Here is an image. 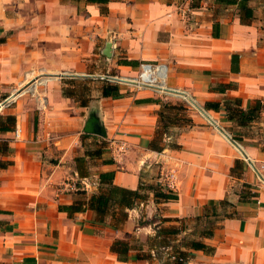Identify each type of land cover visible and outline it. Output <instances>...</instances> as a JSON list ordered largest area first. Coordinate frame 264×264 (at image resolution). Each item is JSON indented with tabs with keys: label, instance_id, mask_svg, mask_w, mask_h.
Returning <instances> with one entry per match:
<instances>
[{
	"label": "crops",
	"instance_id": "1",
	"mask_svg": "<svg viewBox=\"0 0 264 264\" xmlns=\"http://www.w3.org/2000/svg\"><path fill=\"white\" fill-rule=\"evenodd\" d=\"M190 3L0 0V86L19 84L22 76V112L17 105L9 109L20 134L10 140L14 150L6 158L12 164L0 168V264H149L150 259L133 258V250L126 262L118 261L112 241L126 234L143 239L172 224L184 226L181 237L196 226L197 216L210 212L209 200L222 199L232 204L226 210L238 215L215 221L212 237L201 238L213 253L187 249V264H264V141L238 133L259 122L239 126L225 119L222 107H203L205 101L239 97L243 108L261 102L258 119H264V0H247L252 17L244 21L236 5L198 0L199 6L190 8ZM214 23L218 37L212 36ZM107 42L110 56L103 53ZM100 58L110 61L101 74L113 69L125 78L136 75L141 62L163 64L165 90L128 83L129 93L113 99L101 96V80L86 106L78 95L64 96L62 79L100 74L94 66ZM124 59L137 65L120 63ZM227 82L235 86L224 93L212 89ZM170 89L186 94L209 118L182 102L192 124L171 125L178 132L163 141L179 146L166 144L157 152L148 142L160 104L177 103L171 95L181 96ZM91 116L101 134L84 132ZM236 134L241 150L232 138ZM99 136L109 141L107 150L90 159L88 175L80 176L74 159ZM12 137L13 131L0 133ZM236 159L244 164L240 178L230 175ZM106 171H113L114 184L129 189L140 182L166 189L172 172L178 197L156 201L148 192L145 202L127 210L118 229L96 222L90 209L72 215L60 210L98 192V174ZM243 182L257 192L253 201H239Z\"/></svg>",
	"mask_w": 264,
	"mask_h": 264
},
{
	"label": "trees",
	"instance_id": "2",
	"mask_svg": "<svg viewBox=\"0 0 264 264\" xmlns=\"http://www.w3.org/2000/svg\"><path fill=\"white\" fill-rule=\"evenodd\" d=\"M95 3L105 4L109 0H87ZM215 3L226 6L236 5L239 9L240 19L244 21L252 17V10L247 4V0H214ZM198 0H191L190 8L198 7ZM102 12H105L104 7L101 8ZM218 24H213L212 36L218 37L217 32ZM232 62L235 60V54H232ZM120 63L125 65L136 66L137 62L134 60H120ZM72 78L62 79V94L67 97H74L78 95V103L81 106H86L90 98H82L75 90V86ZM235 86L232 82L219 83L212 87L216 92L224 93L228 88ZM101 96L110 98L123 97V92L120 91L118 84L111 83L104 80L101 84ZM204 109L218 111L223 108L225 112V119L234 121L239 126H247L251 122L255 121L263 107L261 102L256 101L252 106L243 108L241 99L239 97H224L222 101H205L203 104ZM187 107L182 102L171 103L169 101L162 102L158 111V126L155 130L154 137L148 142V147L154 151H162L165 145L177 148L179 145L172 141L170 143H164V137H171L167 133V129L171 125H191L192 120L187 114ZM16 118L13 114L0 115V133L13 131L15 129ZM36 125L34 123V129ZM234 140L241 142L242 138L232 137ZM100 141V139H99ZM14 148L10 144V140L6 138H0V154L3 156H9L12 154ZM103 154L102 149H86L82 156L75 157L76 170L80 176L88 175V161L94 157H101ZM112 159H105L103 163H112ZM12 160H0V168H6L12 164ZM244 170V164L241 160L236 159L234 165L230 168V175L240 178L241 173ZM114 173L113 171L100 172L99 178V190L96 193L91 194L85 200L75 201L70 205H60V210L66 211L69 215L76 212H81L86 209L93 211L95 215V221L100 224H106L107 221L114 228L118 229L127 218V210L133 208L139 203L146 201L148 192H153L154 199L156 201L163 200H175L177 194L166 190L161 184H144L140 182L135 189H129L122 186H118L112 182ZM242 188L239 193V201L250 202L253 201V197L257 196V192L254 187L246 182L241 184ZM210 212L204 213L201 216L196 217V226L199 225L200 219H206L210 224L205 226L204 230L199 231L200 238L198 239H179L178 235L184 230V226L172 224L166 226H160L156 229V232L151 238L152 245L149 246L148 251L141 248H133L129 240L125 238H115L111 245L110 250L116 254L118 261L126 262L131 258L130 250L135 251L133 258L135 259H151L153 251L157 247L172 248L166 252L167 260L162 264H187L191 254L187 249L202 250L207 254H211L214 251V247L205 243L202 237H212L215 229L217 219L229 218L238 215L236 211H227L226 208L230 207L231 202L227 199L222 200H209ZM220 207L223 213H218L217 208ZM162 221H172L168 218H163ZM178 222L179 219H173ZM144 223V221L139 222ZM197 228H195L196 230ZM184 237V236H183Z\"/></svg>",
	"mask_w": 264,
	"mask_h": 264
},
{
	"label": "rangeland",
	"instance_id": "3",
	"mask_svg": "<svg viewBox=\"0 0 264 264\" xmlns=\"http://www.w3.org/2000/svg\"><path fill=\"white\" fill-rule=\"evenodd\" d=\"M101 59V63L100 65H94V66H98L99 67V72L100 74L98 75H85V76H80V77H68V78H72L73 79V83L75 86V90L76 92L82 97V98H86L87 95H89L93 89L96 86V82L97 81H109L111 83H115L118 84V86L122 89H125V91H123V94H128L129 93V85L126 84H134L132 81H126V79L128 78H124V80H116L115 78L118 77H122L119 76L118 74L114 73L113 69L109 70L108 73H105L104 75L101 74L102 72L105 71L104 66H109L110 61H107L104 58H100ZM93 66V65H90ZM139 69V68H138ZM139 70L137 71L136 75H129V76H133L130 77V80L134 79L135 77H137ZM22 77V76H21ZM20 77V80L18 82H20L19 84L14 81H12L13 83L10 82H4L2 84V86H0V115H5V114H10L9 112L11 110V108H13L14 106L17 105V111L19 110L20 112H22V78ZM135 85V84H134ZM166 87V86H165ZM181 92V91H180ZM182 93V92H181ZM187 96V95H186ZM171 98H173V100H175L176 102H183V103H187L188 105L192 106L196 111L201 112L202 114L206 115L204 110H200V108H198V105L195 103L196 106L191 105L187 99H185L184 97L181 96H172ZM182 100V101H181ZM167 101V100H166ZM18 111V112H19ZM259 123L251 125L253 127H249V128H243V129H238L239 130V134L240 133H244L245 135H251V137H257V138H261L260 140L264 141V123L261 124V122L264 121V119L261 117L260 120L257 118L256 119ZM255 120V121H256ZM169 127V129H167V133H169L171 135V137L169 138L170 140H174V137L176 136V133L178 132L177 129ZM226 128L229 129L230 131H233L234 127L233 126H227ZM16 129H18L17 127H15V129L13 130V137L12 139L9 140H16L18 137L15 134ZM19 130V129H18ZM234 137H239L237 134L234 135ZM100 139V141L98 142H94L92 144V147H89L91 150L93 149H102L103 153L107 150V146L109 141L106 139H101V137H97ZM235 145L237 146L238 149L241 150V146L239 144H241L240 142L234 140ZM6 156H3L0 154V160H6ZM92 164V162H91ZM175 177V176H174ZM175 182H176V178H175ZM176 190V188H175ZM174 193V192H172ZM210 205V204H209ZM127 219V218H126ZM125 219V221H126ZM141 220V219H140ZM139 220V222H140ZM218 220V219H217ZM124 221V222H125ZM142 221V220H141ZM200 223L198 226H194L192 227L190 231H188L186 234L182 235L181 237H178L179 239L183 238L182 240H188V239H198L200 238L199 236V231L200 230H204L205 226H208L210 223L202 218L199 220ZM123 222V224H124ZM122 224V225H123ZM191 226L193 223H189ZM188 226V225H187ZM195 228H197L195 230ZM184 236V237H183ZM125 239L129 240L131 246L133 248H141L142 250H148L149 246L152 245V243H154L153 241H151V236H146L143 239H140V237H136V235H132V234H126L124 235ZM150 244V245H149ZM172 248H162V247H157L152 251V258L149 260V264H162L163 262L165 263V261L167 260V256H166V252L170 251Z\"/></svg>",
	"mask_w": 264,
	"mask_h": 264
},
{
	"label": "built area",
	"instance_id": "4",
	"mask_svg": "<svg viewBox=\"0 0 264 264\" xmlns=\"http://www.w3.org/2000/svg\"><path fill=\"white\" fill-rule=\"evenodd\" d=\"M166 75L167 72L165 65L159 63H152V62H141L139 64V72L137 74V77L132 79L134 81L132 82L137 86H147L153 88H160L159 86H162L161 83H163L164 84L163 87H165ZM171 93H175V92H171ZM180 95H182V97L187 99L188 102L190 101L189 103L191 105L196 106L194 101L191 100L188 96H186V94L182 92ZM15 134L17 137L19 136L20 133L18 129H16ZM163 185L166 187V190L170 192H175L176 182H175L174 174L172 172L167 175L166 181L165 183H163Z\"/></svg>",
	"mask_w": 264,
	"mask_h": 264
},
{
	"label": "water",
	"instance_id": "5",
	"mask_svg": "<svg viewBox=\"0 0 264 264\" xmlns=\"http://www.w3.org/2000/svg\"><path fill=\"white\" fill-rule=\"evenodd\" d=\"M110 47H111V44L109 42H107V44L105 45L104 51H103V53L106 56H110ZM173 92L181 93L178 90H176V91L174 90ZM198 108H200V107H198ZM200 110L203 111L202 108H200ZM96 121H97V118L91 116L85 123V126L83 128L84 132L101 134L100 130L95 128V122Z\"/></svg>",
	"mask_w": 264,
	"mask_h": 264
},
{
	"label": "bare ground",
	"instance_id": "6",
	"mask_svg": "<svg viewBox=\"0 0 264 264\" xmlns=\"http://www.w3.org/2000/svg\"><path fill=\"white\" fill-rule=\"evenodd\" d=\"M124 78L125 77H118V78H116L117 80H124ZM126 81H129V82H131V81H133V80H130V78H128V79H126ZM162 84V86L164 85L163 83H161ZM160 87V86H159ZM157 89H161V87L160 88H157ZM161 90H165V88H163V89H161ZM169 91H171V92H173L174 90H172V89H170ZM176 91V90H175ZM181 94V93H180ZM205 116H207L208 118H209V116L208 115H205Z\"/></svg>",
	"mask_w": 264,
	"mask_h": 264
}]
</instances>
